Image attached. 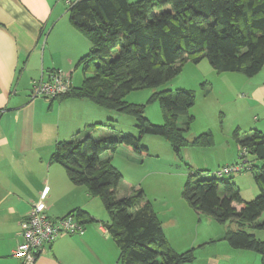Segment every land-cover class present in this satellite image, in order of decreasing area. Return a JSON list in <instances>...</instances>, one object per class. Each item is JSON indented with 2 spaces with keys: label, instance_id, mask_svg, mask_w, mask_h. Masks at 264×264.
Returning <instances> with one entry per match:
<instances>
[{
  "label": "trees",
  "instance_id": "trees-1",
  "mask_svg": "<svg viewBox=\"0 0 264 264\" xmlns=\"http://www.w3.org/2000/svg\"><path fill=\"white\" fill-rule=\"evenodd\" d=\"M68 13L91 50L77 63L85 75L83 83L71 85L57 98L89 100L99 109L132 116L139 137L87 134L58 142L51 160L65 168L73 184L86 186L103 203L111 220L106 227L120 251L119 264H192L194 251L172 249L157 212L141 190L117 198L123 175L101 155L122 146L147 155L149 149L141 144L145 135L165 138L178 157L187 146H213L212 133L191 142L186 137L194 120L190 109L196 103L195 92L156 93L153 99H159L162 125L152 124L146 107L127 102L125 96L133 90L159 87L179 76L185 63L198 64L205 58L218 73L258 74L264 67V0H78ZM183 116L186 121L181 128L178 121ZM233 138L240 153L246 150L261 162L249 169L260 194L246 201L233 178L194 182L193 176L199 173L192 171L183 198L196 212L220 224H237V229L227 231L225 240L232 248L260 253L264 264V241L247 231H264V134L255 131L241 138L235 130ZM73 214L83 225L98 222L81 209L68 215Z\"/></svg>",
  "mask_w": 264,
  "mask_h": 264
},
{
  "label": "crops",
  "instance_id": "crops-1",
  "mask_svg": "<svg viewBox=\"0 0 264 264\" xmlns=\"http://www.w3.org/2000/svg\"><path fill=\"white\" fill-rule=\"evenodd\" d=\"M62 1L0 0V264H22L14 256L23 241L21 223L46 187L50 218L60 219L81 209L98 222L46 245L34 264H119V248L106 224L100 222L106 220L105 213L96 210L97 203L91 201L86 186L73 184L65 168L51 160L58 142L79 138L87 131L97 133L105 114L89 100L31 96L33 81L47 80L56 72L68 75L72 86L81 85L77 63L90 52L91 44L69 20V8L78 0H66V7ZM211 68L209 72L216 79H234L236 75L229 74H242L218 73ZM247 78L251 88L241 92L242 97L238 92L234 100L227 98L225 103L245 101L250 106L252 101L258 102L263 109L258 117H252L251 130L264 134V67ZM253 78H259L258 84H252ZM235 125L234 131L243 138L244 122ZM181 202L167 204L170 219L178 218L180 226L186 221L184 212H179L182 207L186 209ZM215 240L214 236L203 238L202 243Z\"/></svg>",
  "mask_w": 264,
  "mask_h": 264
},
{
  "label": "rangeland",
  "instance_id": "rangeland-1",
  "mask_svg": "<svg viewBox=\"0 0 264 264\" xmlns=\"http://www.w3.org/2000/svg\"><path fill=\"white\" fill-rule=\"evenodd\" d=\"M65 2L66 0H63L61 5L66 7ZM70 3L69 6H71ZM211 67L212 65L206 58L198 64L187 62L183 66L182 73L173 80L159 87L133 90L125 96V100L145 106V114L149 121L155 125H162L165 123V119L159 99H153L154 95L164 90H171L174 93L179 89L195 92L196 103L190 109V115L194 117V120L186 137L191 142L203 133H212L213 146H187L182 149L181 155L178 157L168 140L161 136L145 135L141 144L149 149L147 155L136 154L130 148L122 146L115 152L103 153L101 159H110L112 165L123 175L117 198L121 199L136 190H141L145 199L157 212L161 227L172 249L177 253L194 251L196 259L192 264H262L263 257L260 253L232 248L225 240L227 231L237 229V224L231 222L220 224L205 214H200L199 217L186 200L181 198L184 187L190 181L192 171L199 173L193 176V181L196 182L203 178L217 177L216 172L224 166L244 164L245 160L240 157L238 144L233 138V132L236 129V127L233 129V125L236 126L235 124L244 122L245 126L241 129L242 136L254 134L255 129L251 130L253 128L252 117L253 119L258 117L260 110L263 109L258 105V102L254 101L250 106L245 101H233L226 104L227 98L229 101L234 100L238 92L242 97L241 92L245 93L248 88H251L246 82L250 78L242 74H229L236 75V77L234 79H216L215 74L209 72ZM76 74H80L82 84L85 78L82 69L77 68ZM237 77L243 81L238 80ZM253 79L251 80L252 84H258L259 78ZM210 82L213 83V86ZM241 87H243L242 91H240ZM211 88H214L213 92L207 94ZM100 111L105 116L101 117L103 121L97 125L99 131L94 133L95 137L106 136L109 133L139 137L137 121L134 117L114 110L100 109ZM185 121L186 117H180L178 126L185 127ZM90 132L92 131H87L79 136L84 137ZM246 160V166L250 167L252 163L261 165L254 155L248 154ZM224 177L226 179L233 178L241 189L242 198L246 201H251L260 194L250 170ZM90 199L93 203H97L96 210L102 211L106 215V220L100 222L110 223L109 214L101 200L93 196ZM179 202L186 205V209L182 207L179 210L186 215V221L181 226L179 222L177 223L178 218L177 221L175 217L173 220L170 219L167 210L168 203L178 204ZM263 219L264 215L261 217V221ZM247 231L253 232L258 239L264 241V231L250 229ZM213 236L216 238L215 243H202L203 238Z\"/></svg>",
  "mask_w": 264,
  "mask_h": 264
},
{
  "label": "built area",
  "instance_id": "built-area-1",
  "mask_svg": "<svg viewBox=\"0 0 264 264\" xmlns=\"http://www.w3.org/2000/svg\"><path fill=\"white\" fill-rule=\"evenodd\" d=\"M71 88L70 77L64 73H53L47 80L33 81L31 96L33 98L55 99L67 93ZM240 153V152H239ZM248 152L240 153L244 164L227 165L216 172L217 177L234 175L249 170L246 166ZM49 187H46L40 200L34 203L26 219L21 223L23 241L18 245L14 256L21 260L22 264H34L38 255L45 251L46 245H51L64 234H76L82 232L84 225L76 215H67L60 219H52L47 214L46 198Z\"/></svg>",
  "mask_w": 264,
  "mask_h": 264
}]
</instances>
